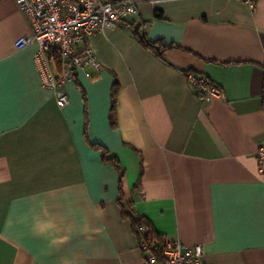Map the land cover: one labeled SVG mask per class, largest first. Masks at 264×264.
Returning <instances> with one entry per match:
<instances>
[{"label": "crops", "instance_id": "crops-1", "mask_svg": "<svg viewBox=\"0 0 264 264\" xmlns=\"http://www.w3.org/2000/svg\"><path fill=\"white\" fill-rule=\"evenodd\" d=\"M138 7L133 26L89 36L103 70L80 73L60 108L41 84L36 45L16 46L31 32L28 17L0 0V264H144L121 216L118 174L84 138L81 87L89 139L125 168L126 209L132 202L164 238L200 243L207 264H264V0ZM141 23L150 39L178 47L159 56L135 37ZM189 70L219 93L201 100Z\"/></svg>", "mask_w": 264, "mask_h": 264}, {"label": "built area", "instance_id": "built-area-1", "mask_svg": "<svg viewBox=\"0 0 264 264\" xmlns=\"http://www.w3.org/2000/svg\"><path fill=\"white\" fill-rule=\"evenodd\" d=\"M254 7L258 0H243ZM28 17L31 32L16 40L17 48L35 44L34 61L42 86L50 89L60 108L69 103L67 85L81 73L87 78L98 76L103 64L92 47L89 36L107 26H133L132 16L139 12L140 0H15ZM185 76L201 100L219 93L208 85L203 75L185 72ZM258 172L264 175V141L256 149ZM144 231L143 227L138 229ZM144 264H207L202 259L200 243L184 245L178 239L164 238L160 258L146 250Z\"/></svg>", "mask_w": 264, "mask_h": 264}, {"label": "trees", "instance_id": "trees-1", "mask_svg": "<svg viewBox=\"0 0 264 264\" xmlns=\"http://www.w3.org/2000/svg\"><path fill=\"white\" fill-rule=\"evenodd\" d=\"M161 17V14H157ZM142 26V23L140 24V28H132V31L135 35V37L141 41L147 48L157 53L159 56H163L164 52L170 49H174L178 47L175 43H165L163 39H150L145 34L144 30H140ZM189 72H192L194 74H199L198 72L194 70H189ZM201 75V74H199ZM205 81L208 85H214V82L208 78L207 76H204ZM219 88V86L217 85ZM119 92V82L117 78L114 76V80L111 85L110 89V106H109V123L111 127L116 126V106H117V97ZM81 94H82V100H83V112H84V128H83V135L86 139L89 146L97 151L100 152L101 160L105 164L112 165L117 174H118V190H119V198L118 203L121 206V216L125 219H129L131 221V227L132 230L137 234L138 240L140 242H144L147 246L148 251L154 253L156 256H158L159 259L160 255L162 253V243L164 237L162 234H160L156 228L154 227L153 223L143 215L138 214L134 210V206L132 202H128L129 210L125 208V206L122 204L123 200V192H122V179L125 176V168L122 166L119 158L111 153L109 148L101 143L98 142H92L89 139L88 136V118H87V99L85 91L81 87ZM140 227L144 228V231H139L138 229ZM145 250L142 251V254L144 255Z\"/></svg>", "mask_w": 264, "mask_h": 264}, {"label": "water", "instance_id": "water-1", "mask_svg": "<svg viewBox=\"0 0 264 264\" xmlns=\"http://www.w3.org/2000/svg\"><path fill=\"white\" fill-rule=\"evenodd\" d=\"M137 27H138V25H137Z\"/></svg>", "mask_w": 264, "mask_h": 264}]
</instances>
